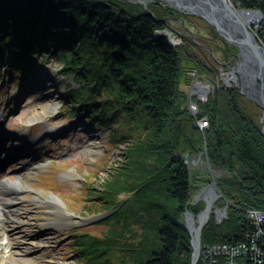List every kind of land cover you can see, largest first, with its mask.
Here are the masks:
<instances>
[{"label":"trees","instance_id":"1","mask_svg":"<svg viewBox=\"0 0 264 264\" xmlns=\"http://www.w3.org/2000/svg\"><path fill=\"white\" fill-rule=\"evenodd\" d=\"M230 2L263 14L257 37L264 46V0ZM191 20L204 23L212 38L222 41L224 57L237 52L203 19L158 3L145 8L129 0H0V62L6 60L16 78L36 62L55 65L74 85L64 83L61 91L65 116L81 115L83 122L107 130L112 147H122L118 166L99 191H86L81 207L110 211L96 223L104 228L109 221L123 230L129 222L153 227L132 250L136 264L191 263L181 215L201 211L192 197L209 177L187 167L186 154L198 155L204 148L210 167L226 174L216 177L224 198L264 212V136L256 114L247 113L236 88L216 84L205 102H197L193 116L180 89L191 69L212 84L219 73L215 52L200 34L195 38L188 29H171V21L181 26ZM163 29L176 33L182 45L154 36ZM202 119L207 122L203 133ZM217 225L211 215L202 245L235 243L247 221L242 211L229 207L227 219ZM113 233L116 239L109 242L107 236L78 231L73 241L81 264H110L109 248L126 252L127 258L117 229Z\"/></svg>","mask_w":264,"mask_h":264},{"label":"rangeland","instance_id":"2","mask_svg":"<svg viewBox=\"0 0 264 264\" xmlns=\"http://www.w3.org/2000/svg\"><path fill=\"white\" fill-rule=\"evenodd\" d=\"M129 1L136 2L145 8L149 4L158 3L168 8H174L180 13L191 15L169 3L171 0ZM235 9L240 10L237 7ZM260 14L263 17L261 12ZM262 21L263 19L252 23L249 29L254 34L256 41L264 48L257 37L258 26ZM171 29L181 32L183 29H188L195 38L197 34H200L201 41L207 42L215 52L213 56L215 55L214 59L218 63L219 73L217 72L215 84L198 78L196 71L191 69L187 71L186 82L180 85L181 91L188 95V108L194 116L198 111L197 102H205L213 88L217 86L216 84L219 85V88L222 85L225 88L237 89L235 83L232 81L226 83V79L231 77L232 69L238 64V49L235 48L236 53L231 51L229 57H224L226 46L222 41L214 40L213 33L202 22L191 20V22L180 26L171 21ZM163 31L172 33L175 39L180 42L174 46L182 45L181 38L172 30L155 31L154 36L164 35ZM223 41L225 40L223 39ZM225 43L228 47H232L226 41ZM7 66L6 60L0 64V113L6 116L5 122L0 127V132L7 139L3 145L4 152L13 153L10 157L14 159L0 172V181L14 183L20 178L23 190L18 192L17 197L22 200V207L26 213L20 214L19 218L22 221H27V224L17 225V221L13 217L4 218L0 215V243L8 238L12 248L10 249L11 254L5 251L0 252V263L81 264L79 254L74 250L73 241V236L78 231L89 232L91 236L97 238L107 236V239L110 238L109 242H112L116 239L113 231L117 229L120 234L118 240L126 248L127 258L126 252L114 248H109L112 252L109 250L105 254L106 257L110 259V264H136L137 253L132 250L141 239L152 234L153 227L146 228L147 225L129 222V225L126 224V230H123L120 223L115 222L114 224L109 221V227L104 228L103 225L96 223L110 211L107 213L104 210L88 212L81 207L87 201L86 191L89 192L90 189L99 191L108 172L118 166L122 147H112L107 130L95 124L83 122L80 118L81 115L71 120L67 119L64 108H61V102L64 103L61 91L66 83H70L68 86L74 85H71L69 78L59 76L55 65L36 62L30 73L16 75L17 78L14 73H8ZM14 81L15 85H13ZM241 96V105L248 114H256L257 121L261 125L263 110L245 96ZM198 126L203 133L207 129V122L202 119L198 121ZM182 158H185L187 167L200 173L202 171L209 177V181L202 184L192 197L191 204L202 205L201 211H203L205 204L213 198L214 192L221 196L214 201L209 215V218L211 215L214 217L216 229H219L217 224L227 219L229 207L242 211L246 218L245 210L251 207H238L227 201L220 193L216 177L226 176V174L210 167L204 148L203 152L198 155L189 156L186 154ZM11 195L5 189L0 188V209L10 210L6 209L5 204L10 202ZM198 195L201 200L195 201ZM124 196L125 194H121L120 199ZM54 200L60 205V209L51 207ZM221 200L225 202L224 207L217 206ZM59 212L66 215V219L62 223L56 224L54 227L44 226L48 220H56ZM184 213L181 215V220L191 241L194 233L188 231ZM198 214L193 215L197 216ZM194 219V228H197L198 221L197 218ZM149 221H152V216L149 217ZM118 229H122L123 232ZM24 235L27 236L24 244H18L16 241ZM109 242L108 244H110ZM214 244H207V246ZM202 246L206 245H202L200 240V248ZM197 261L196 259L195 263Z\"/></svg>","mask_w":264,"mask_h":264},{"label":"water","instance_id":"3","mask_svg":"<svg viewBox=\"0 0 264 264\" xmlns=\"http://www.w3.org/2000/svg\"><path fill=\"white\" fill-rule=\"evenodd\" d=\"M169 3L190 13L193 16L203 19L213 27L228 45L238 49L239 61L227 77L226 83H235L238 92L259 106L262 110L260 120L262 135L264 136V48L256 41L254 34L249 27L252 23L246 20L245 15H253L255 23L263 19L259 11L237 10L230 0H171ZM168 42L172 45L180 43L172 33L163 31ZM182 161L186 164L185 158ZM221 198L216 192L213 198L205 204V208L197 216L185 211L187 229L194 233L190 241L192 248L191 263L195 264L198 250L200 248L201 231L207 224L213 203ZM201 200L199 195L195 201ZM225 210V209H224ZM197 218L198 227L194 228Z\"/></svg>","mask_w":264,"mask_h":264},{"label":"built area","instance_id":"4","mask_svg":"<svg viewBox=\"0 0 264 264\" xmlns=\"http://www.w3.org/2000/svg\"><path fill=\"white\" fill-rule=\"evenodd\" d=\"M245 214L242 237L235 243L202 246L195 264H264V212L246 208Z\"/></svg>","mask_w":264,"mask_h":264},{"label":"bare ground","instance_id":"5","mask_svg":"<svg viewBox=\"0 0 264 264\" xmlns=\"http://www.w3.org/2000/svg\"><path fill=\"white\" fill-rule=\"evenodd\" d=\"M246 20L250 23H255V17L253 15H245ZM3 142V144H5V142L7 141L6 138H4V135H2L0 133V142ZM0 188L5 189V191L9 194L11 193V199L10 202L6 203V209H10L9 211H4L3 209H0V215H2L4 218H10L13 217L16 221H17V225H25L27 224V221H22L19 218L20 214H25L26 211L24 210V208L22 207V200L17 197L18 192L23 190V186L21 184V180L20 178L18 179V181L14 182V183H10V182H3L0 181ZM51 200V199H50ZM55 201V200H54ZM53 202V204L51 205V207H53L54 209H60V205H58L56 203V201ZM66 219V215L62 214L59 212L57 219L56 220H48L44 226H50V227H54L56 226V224L62 223L64 220ZM43 225V224H42ZM27 236L24 235V237L22 236L20 238V240H17L16 242L20 245L24 244L25 242V238ZM0 245L4 248V251H9L11 248V243L9 242V239L6 238L2 241V243H0ZM9 253L11 254L12 252L9 251ZM2 264V263H0ZM21 264V263H20Z\"/></svg>","mask_w":264,"mask_h":264}]
</instances>
